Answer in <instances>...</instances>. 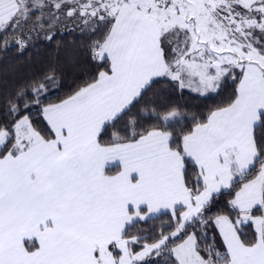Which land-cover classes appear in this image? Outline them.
<instances>
[{
    "label": "snow or ice",
    "instance_id": "obj_1",
    "mask_svg": "<svg viewBox=\"0 0 264 264\" xmlns=\"http://www.w3.org/2000/svg\"><path fill=\"white\" fill-rule=\"evenodd\" d=\"M77 14L107 28L90 48L108 67L42 108L54 135L20 115L21 105L39 104L41 92L58 86L54 67L8 98L14 122L0 127V264H156L165 252L174 264H264V0H0V37L22 52L33 38L52 41L62 18ZM230 75L238 80L231 102L179 135L177 106L141 103L156 78L203 95ZM130 113L123 132L101 142ZM237 185L228 202L236 219L211 220L225 251L211 244L205 256L197 224H208L214 194ZM168 214V228L151 242L128 235ZM246 224L251 239L241 234Z\"/></svg>",
    "mask_w": 264,
    "mask_h": 264
},
{
    "label": "trees",
    "instance_id": "obj_2",
    "mask_svg": "<svg viewBox=\"0 0 264 264\" xmlns=\"http://www.w3.org/2000/svg\"><path fill=\"white\" fill-rule=\"evenodd\" d=\"M106 32L107 28L102 25L75 28L67 32L56 31L52 41H47L42 37L39 39L33 38L22 52L18 50L10 37L7 46H5L3 38L0 37V127L4 125L11 126L14 122L13 117L8 114V98L13 96L18 88L30 85L31 81L54 67L58 86H49L46 92H41L39 104L30 103L27 109L21 105L20 110L21 116H29L30 122L37 131H40L45 136L53 135L43 120L42 108L48 104L59 103L61 100L68 98L80 87L91 82L99 71L107 69L108 64L106 61L92 58L90 48L94 41H102ZM234 71L238 76L239 71ZM237 83L238 80L227 77L214 94L200 96L185 89H180L175 82L166 77L156 78L151 89L145 93L141 103L153 100L158 107L177 106L183 119L173 130L179 135L181 132L190 131L196 122L205 120L211 111L230 103L234 98ZM28 95H32L30 87H28ZM138 107L139 105H137ZM133 112H136V108L133 109ZM130 116L131 113L128 116H124L123 119L116 122L114 127L109 125L102 134L101 142L111 140L113 131L119 130L123 132L124 125L128 122ZM16 118L18 119L19 117ZM141 123H143L145 128L149 126L148 123L143 121ZM8 146L10 147L11 145L9 144ZM186 168V177L189 181V186H192L194 183V172L197 170L191 162L186 165ZM258 169L259 164H256L252 176L255 175ZM112 171L115 172V168ZM236 190H238V185L215 194L211 207L204 213L208 224L203 227V230L197 224L195 234L199 238L198 244H200L201 252L205 256L206 253L203 250L211 244H214L218 250L225 251L211 220L217 214L227 215L230 213L231 219H236L228 203L234 197ZM169 219L170 214L162 216L154 222H140L136 226L128 228V235L146 236L148 241L151 242L162 228H168ZM189 232H192L191 228ZM241 234L251 239L254 235V229L250 225H243ZM176 242L182 241L178 237ZM133 247L139 251L142 243ZM153 260L156 264H174V257H170L167 252L162 253L160 257H153Z\"/></svg>",
    "mask_w": 264,
    "mask_h": 264
},
{
    "label": "rangeland",
    "instance_id": "obj_3",
    "mask_svg": "<svg viewBox=\"0 0 264 264\" xmlns=\"http://www.w3.org/2000/svg\"><path fill=\"white\" fill-rule=\"evenodd\" d=\"M82 2H84V0H82ZM82 27H89L88 25H85L84 23H83V18H80L79 16H78V14H77V17H75V18H68V17H66V16H64L63 18H62V20H61V22H60V24L57 26V29H56V31H60V32H67V31H71V30H73V29H75V28H82ZM236 70H238V69H236ZM239 71V70H238ZM227 77H230V78H233V77H231V75L230 76H227ZM227 77H225V78H227ZM224 78V79H225ZM223 79V80H224ZM222 80V81H223ZM177 85H178V83H176ZM185 90L186 89H188V90H190L192 93H194V94H197V95H200V96H208V95H211V94H214L215 92H208V93H205V94H203V95H201L200 93H195L194 91H192L191 89H189V88H184ZM187 90V91H188ZM189 91V92H190Z\"/></svg>",
    "mask_w": 264,
    "mask_h": 264
},
{
    "label": "crops",
    "instance_id": "obj_4",
    "mask_svg": "<svg viewBox=\"0 0 264 264\" xmlns=\"http://www.w3.org/2000/svg\"><path fill=\"white\" fill-rule=\"evenodd\" d=\"M186 90H188V89H186ZM188 91H190V90H188ZM191 92V91H190ZM195 93H197V92H195ZM42 117H43V113H42ZM43 120H44V122L46 123V125L48 126V124H47V121L44 119V117H43ZM48 128H49V126H48ZM50 129V128H49ZM54 135V134H53ZM222 190H225V189H222ZM221 190V191H222ZM215 195V194H214ZM214 227H215V230H216V232H217V234H218V236H219V238H220V241H221V243H222V245L224 246V244H223V239H222V237L220 236V233H219V230L216 228V226H215V224H214Z\"/></svg>",
    "mask_w": 264,
    "mask_h": 264
}]
</instances>
